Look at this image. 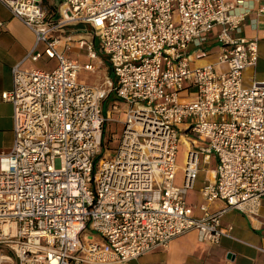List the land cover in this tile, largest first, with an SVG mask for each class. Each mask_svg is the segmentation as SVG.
I'll list each match as a JSON object with an SVG mask.
<instances>
[{
    "label": "built area",
    "instance_id": "1",
    "mask_svg": "<svg viewBox=\"0 0 264 264\" xmlns=\"http://www.w3.org/2000/svg\"><path fill=\"white\" fill-rule=\"evenodd\" d=\"M56 1L50 12L44 0H1L36 44L2 93L13 106L15 142L1 157L0 264H131L191 232L211 245L231 238L222 226L230 210L264 220V83L244 84L245 71L257 66L259 40L241 36L264 7L238 12L243 0ZM77 27L88 36L75 40L68 29ZM212 39L218 61L201 64ZM63 40L67 49L73 42L86 49L91 63L66 58ZM98 51L109 71L101 86H88L79 74L100 69ZM43 57L57 67L23 69ZM122 102L127 110L116 123L124 133L112 153L105 132ZM185 125L204 146L189 149L182 168ZM200 155L217 162L202 198L226 206L209 212L203 205L197 218L187 195Z\"/></svg>",
    "mask_w": 264,
    "mask_h": 264
},
{
    "label": "crops",
    "instance_id": "2",
    "mask_svg": "<svg viewBox=\"0 0 264 264\" xmlns=\"http://www.w3.org/2000/svg\"><path fill=\"white\" fill-rule=\"evenodd\" d=\"M44 5L50 12H55L59 2L44 0ZM262 7H264V0H243L238 12ZM69 32L72 33L71 35L75 40H79L82 36H88V32L81 27L70 28L68 29ZM241 36L247 39L257 38L259 40V55L264 58V17L260 18L256 24L248 21L242 28ZM35 44L34 33L20 20L16 19L0 0V168L2 155L11 153L15 142L13 106L2 99V93L12 89L13 67L23 61L34 49ZM66 44L65 40L60 43V50L64 52L66 57L82 65L91 63L86 49L79 48L76 42L70 43L71 48L67 49ZM209 48L211 54L203 59L201 64L217 63L220 47L214 39L210 41ZM43 50L44 46L39 45L35 49V53H42ZM73 56L76 58H71ZM83 57L85 61H82ZM40 61L41 59L36 62L28 60L23 64V69H39L37 66ZM94 61L97 62L94 64L100 67L99 72L101 71L103 78H105L109 71L106 58L98 51V58ZM224 69L225 67H217V71ZM82 72H80L79 78ZM254 81L264 83V65L260 67L259 60L256 67L250 68L244 73V84L246 86H252ZM99 86L101 85L93 87ZM182 129L184 138L187 139V141H181V144L184 142L186 148L185 165L188 150L201 149L204 143L191 141V137L197 138L190 131H187L186 125ZM184 165L182 164L180 167L183 168ZM216 166L215 159L206 164L204 163V156L200 155L196 180L201 172L204 173V181L206 178H213ZM180 182H182V178H180ZM201 189L197 193H193L195 191L194 187L187 195V205L193 209L195 217L201 218L204 216L200 209L203 205H207L209 212H216L225 208L226 205L223 202L207 204L201 196ZM192 194L197 200L194 203H189L188 197ZM262 215H264V199ZM222 226L225 229L231 228V238H222L218 245L201 242L199 234L191 232L175 238L168 247H160L131 264H264V252L260 250L264 249V220L261 217L251 218L238 210H230L223 215Z\"/></svg>",
    "mask_w": 264,
    "mask_h": 264
},
{
    "label": "rangeland",
    "instance_id": "3",
    "mask_svg": "<svg viewBox=\"0 0 264 264\" xmlns=\"http://www.w3.org/2000/svg\"><path fill=\"white\" fill-rule=\"evenodd\" d=\"M259 57H260L259 58V65L261 67L264 65V58L261 55H259ZM66 58H68V57H66ZM71 58L74 59L76 57L73 56ZM82 61H85L84 57L82 58ZM93 63H97V62L93 61ZM57 65H58L57 60L49 59V58H43L39 62L37 68H39L41 70H45V71H52L57 67ZM103 77H104L103 74L101 73V71L99 72V70L95 73H89V72L83 71L81 73L79 79H80V81L85 82L88 86H98V85H102L104 83L105 78H103ZM180 95L186 96V95H188V91H183L180 93ZM111 104H112V99L110 98L106 103H104V112H106L107 110H109L111 108ZM126 110H127V105L123 102L120 103V111L121 112H113V118H114L115 122L110 123L106 127L105 135H106L107 141H110V143L108 144V147L110 148L112 153H114V151L119 148L121 138H122L123 133H124V126L122 124H119L116 122H118L119 120H121V118L124 117ZM112 135H113V138H112ZM190 139H191V141H198L197 139L192 138V137ZM181 141H187V139L183 137L181 139ZM185 152H186L185 144H184V142H182V144L180 145L179 157H178V163L180 165H182V164L184 165ZM201 161H202V157H201ZM183 175L184 174L181 171L179 176H178V179H177V184H181L180 178H183ZM203 182H204V173L201 172L198 176V179L196 180L195 191L193 193H197L198 190L201 189V187L203 186ZM196 200L197 199L194 196V194H192L188 197L189 203H194Z\"/></svg>",
    "mask_w": 264,
    "mask_h": 264
},
{
    "label": "trees",
    "instance_id": "4",
    "mask_svg": "<svg viewBox=\"0 0 264 264\" xmlns=\"http://www.w3.org/2000/svg\"><path fill=\"white\" fill-rule=\"evenodd\" d=\"M110 98L113 99V97H109V99H110Z\"/></svg>",
    "mask_w": 264,
    "mask_h": 264
}]
</instances>
